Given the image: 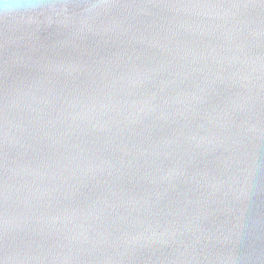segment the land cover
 I'll return each instance as SVG.
<instances>
[{"label": "water", "instance_id": "95a60500", "mask_svg": "<svg viewBox=\"0 0 264 264\" xmlns=\"http://www.w3.org/2000/svg\"><path fill=\"white\" fill-rule=\"evenodd\" d=\"M0 15V264H264V0H38Z\"/></svg>", "mask_w": 264, "mask_h": 264}, {"label": "clouds", "instance_id": "9594fccd", "mask_svg": "<svg viewBox=\"0 0 264 264\" xmlns=\"http://www.w3.org/2000/svg\"><path fill=\"white\" fill-rule=\"evenodd\" d=\"M38 6V0H0V15H12Z\"/></svg>", "mask_w": 264, "mask_h": 264}]
</instances>
